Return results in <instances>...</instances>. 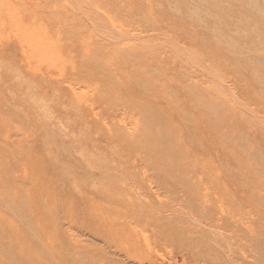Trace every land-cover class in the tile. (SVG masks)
Masks as SVG:
<instances>
[{
    "label": "rangeland",
    "instance_id": "1",
    "mask_svg": "<svg viewBox=\"0 0 264 264\" xmlns=\"http://www.w3.org/2000/svg\"><path fill=\"white\" fill-rule=\"evenodd\" d=\"M0 264H264V0H0Z\"/></svg>",
    "mask_w": 264,
    "mask_h": 264
}]
</instances>
